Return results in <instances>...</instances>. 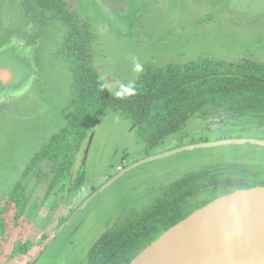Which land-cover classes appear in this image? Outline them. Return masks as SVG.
<instances>
[{"label": "rangeland", "instance_id": "obj_1", "mask_svg": "<svg viewBox=\"0 0 264 264\" xmlns=\"http://www.w3.org/2000/svg\"><path fill=\"white\" fill-rule=\"evenodd\" d=\"M70 1L90 23L92 66L112 96L124 93L147 66L184 64L200 56L226 61L249 57L264 63V0ZM32 32L17 0H0V37L10 34L0 47V69L12 74L5 85L0 83V212L14 190L19 197L27 188L32 200L26 213L34 204L38 213L30 225L17 224L14 211L4 213L7 231L0 236V264H86L91 247L105 232L150 208L165 186L187 174L229 163L264 168L261 146L201 148L142 164L98 192L125 168L148 157L226 139L264 141V123L209 126L195 115L162 145L146 150L131 121L108 112L88 138L85 184L73 199L72 211L35 247L42 241L41 232L48 234L54 228L41 201L47 198L45 182L28 171L47 142L67 124L73 77L68 63L53 55L55 37L33 42ZM207 196L211 195L200 194L190 204L196 209ZM23 243L34 246L26 255L12 257L14 247Z\"/></svg>", "mask_w": 264, "mask_h": 264}, {"label": "trees", "instance_id": "obj_2", "mask_svg": "<svg viewBox=\"0 0 264 264\" xmlns=\"http://www.w3.org/2000/svg\"><path fill=\"white\" fill-rule=\"evenodd\" d=\"M17 2L24 23L32 28L31 41L53 35L55 38L51 40L56 47L53 55L68 63L73 77L71 115L56 134L58 137L51 139L50 148L54 149L45 148L39 156L56 157L54 153H59L65 143L79 146L108 112L131 121L137 139L147 147H154L180 131L195 115L209 126L227 122L264 123L262 62L249 57L226 61L200 56L184 64L147 66L124 93L112 96L92 66L90 47L94 34L90 23L70 0ZM9 37L10 34L0 37V47ZM241 169L233 173H197L167 187L150 208L104 233L90 249L86 264H128L157 236L190 214L194 210L190 201L203 193L206 186L216 185L208 193L220 196L264 184V181H250L253 174L247 168ZM16 195L14 190L8 198L9 204L0 212V236L7 231L1 214L13 211ZM21 198L23 201L24 196ZM27 249L25 243L16 245L11 256L26 255Z\"/></svg>", "mask_w": 264, "mask_h": 264}, {"label": "water", "instance_id": "obj_3", "mask_svg": "<svg viewBox=\"0 0 264 264\" xmlns=\"http://www.w3.org/2000/svg\"><path fill=\"white\" fill-rule=\"evenodd\" d=\"M10 78L7 70H0V81L7 83ZM243 144L264 147V141L252 139H226L181 147L128 166L98 192L124 173L151 161L195 149ZM254 248H264V184L211 199L162 232L128 264H205L238 250Z\"/></svg>", "mask_w": 264, "mask_h": 264}, {"label": "flooded vegetation", "instance_id": "obj_4", "mask_svg": "<svg viewBox=\"0 0 264 264\" xmlns=\"http://www.w3.org/2000/svg\"><path fill=\"white\" fill-rule=\"evenodd\" d=\"M2 46H4V45H2ZM4 70H7V69H4ZM8 72L11 74L10 71H8ZM11 76H12V74H11ZM0 83L2 85L6 84V83H3L2 81H0ZM97 125H98V123H97ZM94 129L95 128H93V130ZM133 129H134V127H133ZM90 133H91V131L86 136V138L83 139V141L80 143V145L77 147H75V144L70 146V145H67L65 143V145L62 146V150L59 153H56V152L54 153V155H56V157L38 156L35 159V164L34 165L31 164V167L29 168L28 174L33 175L34 177L39 179L41 182H45L44 185L47 187L45 198L46 197L47 198L45 200L41 199V201L42 200L45 201L44 202V211H47L45 217L47 218L48 213H50L49 218H50V220H52L51 225L54 228L53 231L49 232L48 234L46 232H41V234H40L41 237L39 240H42V241H40L39 244H36L35 247H38L41 244H43L47 240V238L57 229V227L60 226L63 222H65V220L67 219V216L72 211V206L74 203L73 199L78 198V196L81 192L80 190L84 188V184H85L84 161L86 158V154L88 152L85 149H86V145H87ZM55 136H57V135H54L53 137H55ZM51 139L49 140V142H47V144L45 145V148H50V146H52V144L50 142ZM165 139L154 147H147V145L144 143L146 150H151V149H154V148L162 145L164 143ZM91 140H92V138H90L89 141H91ZM51 148L54 149L53 147H51ZM51 148L49 150H52ZM58 154H59V157H57ZM84 154H85V158L83 157ZM231 164H236V163H229V164H226L223 166L212 165V166L207 167L204 170H200L197 172L187 174L184 178H181L180 180L185 179V178H187L193 174L202 173V172H206V174H208V175L212 172L214 174H217V173H233V172H236L237 170H239L241 172L242 171L241 167H244V168L248 169V172L250 174H253V177L250 176V179H249L250 181H253V182L256 180L257 181H264V168L260 167L259 164L251 165V166L236 164V165L240 166L238 169L229 168L228 166ZM118 170H121V168H118ZM259 174H263V176H260ZM202 176H204V175H202ZM180 180H178V181H180ZM178 181H176V182H178ZM176 182H174L172 184H175ZM172 184L165 186L163 188L162 192L167 187L171 186ZM25 187H27V185ZM215 187H216V185L215 186L214 185L206 186L205 188L202 189V191H204V192L200 193V194L208 193L210 190L215 189ZM25 190H26V193L24 194V200H23L24 205H22V207H20V204H17V201L19 198L21 199V196L18 197V195H16V197H15L16 204L13 205V207H14L13 208L14 220L17 222V224L21 223L24 225V221H27V223L29 222L28 225H30V220H32L31 218L34 216V214L35 215L38 214L36 212L37 204H34L33 207H31L30 210L26 213L29 201H31L32 199H31V195H30V192L28 191V189L25 188ZM93 191L94 190H91L90 192H93ZM209 194L211 196L210 197L207 196L204 201H208L209 199L214 198L215 196L218 195L216 193H209ZM84 198L85 197H83L82 199H84ZM68 199H69V203H68ZM20 203H21V201H20ZM41 204L42 203H40V205ZM85 205L82 208H84ZM54 208H57V210H55ZM3 215H4V213L1 214V218H3V220H4ZM25 215L27 217V220H25V218L23 219V216H25ZM131 220H127L124 223L117 224V225L113 226L111 229H113L117 226L126 224V223L130 222ZM40 227L43 228L44 226H40ZM111 229H109V230H111ZM29 245L30 246L28 248L30 250L27 251V253L32 250L34 243L33 244L30 243Z\"/></svg>", "mask_w": 264, "mask_h": 264}, {"label": "bare ground", "instance_id": "obj_5", "mask_svg": "<svg viewBox=\"0 0 264 264\" xmlns=\"http://www.w3.org/2000/svg\"><path fill=\"white\" fill-rule=\"evenodd\" d=\"M205 264H264V248L238 250Z\"/></svg>", "mask_w": 264, "mask_h": 264}]
</instances>
